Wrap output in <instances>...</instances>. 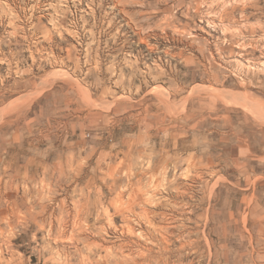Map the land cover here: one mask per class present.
<instances>
[{
  "label": "rangeland",
  "instance_id": "1",
  "mask_svg": "<svg viewBox=\"0 0 264 264\" xmlns=\"http://www.w3.org/2000/svg\"><path fill=\"white\" fill-rule=\"evenodd\" d=\"M0 264H264V0H0Z\"/></svg>",
  "mask_w": 264,
  "mask_h": 264
},
{
  "label": "bare ground",
  "instance_id": "2",
  "mask_svg": "<svg viewBox=\"0 0 264 264\" xmlns=\"http://www.w3.org/2000/svg\"><path fill=\"white\" fill-rule=\"evenodd\" d=\"M132 203V202H131ZM256 207H258V206H256ZM146 211V210H145ZM147 212V211H146ZM31 213V212H30ZM37 215V214H36ZM81 216V215H80ZM148 216H149V214L147 213V218H148ZM171 217V216H170ZM246 218V217H245ZM170 220V219H169ZM76 221V220H75ZM150 225H152V222L150 221ZM257 225V224H256ZM153 226V225H152ZM169 226V225H168ZM120 229V228H119ZM59 231V230H58ZM163 231V230H162ZM49 233H51V232H49ZM60 233V232H59ZM104 233V232H103ZM118 233V232H117ZM142 233V232H141ZM166 233L164 232V233H161L160 232V234L159 235H161V238H160V240L162 241V242H166L167 244H169V238L167 237V235H165ZM91 236V235H90ZM142 236H144V235H142ZM124 243V242H123ZM127 245V244H126ZM100 247H105V245H99ZM113 247V246H112ZM165 249H167V247H165ZM108 250H110V249H108ZM151 251V250H150ZM163 252V251H162ZM140 253H141V251H140ZM132 255V254H131ZM134 255V254H133ZM124 256V255H123Z\"/></svg>",
  "mask_w": 264,
  "mask_h": 264
}]
</instances>
